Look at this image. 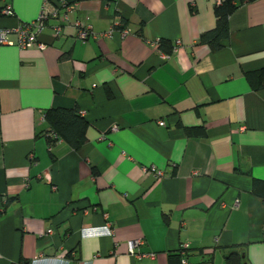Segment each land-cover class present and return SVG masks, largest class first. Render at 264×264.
<instances>
[{
	"label": "crops",
	"instance_id": "obj_1",
	"mask_svg": "<svg viewBox=\"0 0 264 264\" xmlns=\"http://www.w3.org/2000/svg\"><path fill=\"white\" fill-rule=\"evenodd\" d=\"M224 1L52 0L44 49H0V264H225L238 247L264 264V0H231L214 52L200 38ZM43 3L3 0L0 26ZM52 109L80 112L85 145H50Z\"/></svg>",
	"mask_w": 264,
	"mask_h": 264
},
{
	"label": "trees",
	"instance_id": "obj_2",
	"mask_svg": "<svg viewBox=\"0 0 264 264\" xmlns=\"http://www.w3.org/2000/svg\"><path fill=\"white\" fill-rule=\"evenodd\" d=\"M258 0H242V2H255ZM238 9V6L231 0L224 1L216 10L217 25L214 30L201 35L200 43L209 45L212 51L217 52L223 48V42L230 37V17ZM162 51L167 54L172 53L171 45L162 41L160 45ZM264 80V71L259 73ZM45 118L50 126V131L58 135V140H50V145L58 141H66L72 148L78 150L87 142L86 133L89 128L86 120L78 110L52 109L46 112ZM48 132V133H49ZM225 264H248L246 252L243 248H235L226 256Z\"/></svg>",
	"mask_w": 264,
	"mask_h": 264
},
{
	"label": "built area",
	"instance_id": "obj_3",
	"mask_svg": "<svg viewBox=\"0 0 264 264\" xmlns=\"http://www.w3.org/2000/svg\"><path fill=\"white\" fill-rule=\"evenodd\" d=\"M60 2L61 5L67 11L73 10L75 8V6L73 5H68V3L65 2V0H60ZM54 15L56 14H54V11H52V0H44L41 12L36 21L32 23L24 24L17 28H3L0 26V49L5 46H16L20 50H27L35 45H38L40 49H44L45 48L44 45L38 44V36L46 28L47 23ZM13 16H14L13 8L10 5L3 4V0H0V18H7V17L9 18ZM62 18L64 21H66L68 19V15L64 14ZM77 26L79 27V39L82 42H87L91 37H95L91 27L83 26L80 23H78ZM61 31H62L61 28H55L54 36L59 37ZM13 36L16 38L15 41L11 39ZM159 124L160 126H165L164 122H160ZM47 136L50 138V140H58V135L53 131L47 133ZM31 159H33L32 156ZM144 172L146 174H151L155 176V178L157 179H161L165 177V173L163 171L157 170V168L155 167L144 168ZM236 206H239V202L236 203ZM89 230L90 229L84 230V234L89 233L90 232ZM101 230H102L101 232L102 234L105 235L113 234V230L109 225L101 228ZM142 244H143L142 240H135L130 242L129 243L130 253L134 256L140 255L138 254V250ZM181 250H182V254H184L189 250V245L185 244ZM183 263L187 264V261L184 260Z\"/></svg>",
	"mask_w": 264,
	"mask_h": 264
}]
</instances>
